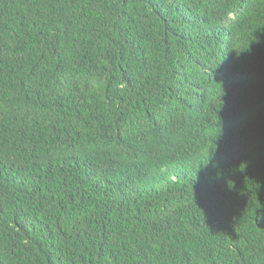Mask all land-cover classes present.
Segmentation results:
<instances>
[{
	"label": "trees",
	"instance_id": "obj_1",
	"mask_svg": "<svg viewBox=\"0 0 264 264\" xmlns=\"http://www.w3.org/2000/svg\"><path fill=\"white\" fill-rule=\"evenodd\" d=\"M0 264H264V0H0Z\"/></svg>",
	"mask_w": 264,
	"mask_h": 264
}]
</instances>
